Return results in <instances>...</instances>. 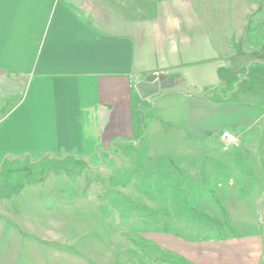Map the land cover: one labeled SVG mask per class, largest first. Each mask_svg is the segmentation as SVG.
<instances>
[{"label":"crops","instance_id":"1","mask_svg":"<svg viewBox=\"0 0 264 264\" xmlns=\"http://www.w3.org/2000/svg\"><path fill=\"white\" fill-rule=\"evenodd\" d=\"M231 69L198 0H0V77L23 86L5 96L10 106L0 115V168L61 155L96 162L105 152L138 147L146 141V107L155 96L165 100L161 108L168 96L177 103L161 115H184V137L190 138L184 154L168 161L195 165L200 151L206 162L214 161L204 133L249 130L263 116L217 95L215 89L234 78ZM154 73L177 82L142 99L135 85ZM257 180L248 175L238 180L245 186L221 185L218 193H234L235 207L246 206L242 198ZM158 229L148 238L159 253L157 264H262L258 233L199 245Z\"/></svg>","mask_w":264,"mask_h":264},{"label":"rangeland","instance_id":"2","mask_svg":"<svg viewBox=\"0 0 264 264\" xmlns=\"http://www.w3.org/2000/svg\"><path fill=\"white\" fill-rule=\"evenodd\" d=\"M198 2L232 65L234 78L215 92L263 115L249 130H231L242 131L239 151L224 153V129L213 130L204 135L214 161L200 151L195 165H172L168 160L184 154L190 141L185 116L163 117L177 103L168 96L161 108L165 100L155 96L146 107V141L138 147L105 152L96 162L61 155L6 163L0 168V264H157L148 238L158 226L199 245L250 232L264 239V0ZM5 96L0 92V115L10 106ZM248 175L261 181L242 198L246 206L235 207L234 193L219 195L221 185L248 184L238 181Z\"/></svg>","mask_w":264,"mask_h":264},{"label":"water","instance_id":"3","mask_svg":"<svg viewBox=\"0 0 264 264\" xmlns=\"http://www.w3.org/2000/svg\"><path fill=\"white\" fill-rule=\"evenodd\" d=\"M177 81L173 79H165L160 74H153L148 78L139 81L135 85V89L142 99H148L157 95L161 90L172 87ZM22 84L16 80L3 74L0 77V91L6 94H15L22 91Z\"/></svg>","mask_w":264,"mask_h":264},{"label":"built area","instance_id":"4","mask_svg":"<svg viewBox=\"0 0 264 264\" xmlns=\"http://www.w3.org/2000/svg\"><path fill=\"white\" fill-rule=\"evenodd\" d=\"M158 74V73H154ZM222 151L228 153L240 149L241 137L231 130H223L219 135Z\"/></svg>","mask_w":264,"mask_h":264},{"label":"trees","instance_id":"5","mask_svg":"<svg viewBox=\"0 0 264 264\" xmlns=\"http://www.w3.org/2000/svg\"><path fill=\"white\" fill-rule=\"evenodd\" d=\"M209 94V93H206V95Z\"/></svg>","mask_w":264,"mask_h":264}]
</instances>
